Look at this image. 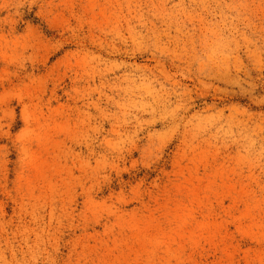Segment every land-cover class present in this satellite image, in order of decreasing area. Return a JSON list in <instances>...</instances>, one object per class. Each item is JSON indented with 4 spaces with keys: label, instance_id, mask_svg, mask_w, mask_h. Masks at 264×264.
Listing matches in <instances>:
<instances>
[{
    "label": "rangeland",
    "instance_id": "obj_1",
    "mask_svg": "<svg viewBox=\"0 0 264 264\" xmlns=\"http://www.w3.org/2000/svg\"><path fill=\"white\" fill-rule=\"evenodd\" d=\"M0 264H264V0H0Z\"/></svg>",
    "mask_w": 264,
    "mask_h": 264
}]
</instances>
